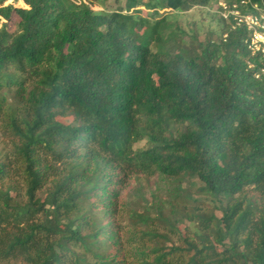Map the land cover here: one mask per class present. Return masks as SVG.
Masks as SVG:
<instances>
[{
    "label": "trees",
    "instance_id": "trees-1",
    "mask_svg": "<svg viewBox=\"0 0 264 264\" xmlns=\"http://www.w3.org/2000/svg\"><path fill=\"white\" fill-rule=\"evenodd\" d=\"M6 1L0 264H264L263 62L247 33L218 5L217 40L178 23L213 0ZM186 179L227 201L222 218L190 196L168 216L154 192L147 205L146 182Z\"/></svg>",
    "mask_w": 264,
    "mask_h": 264
},
{
    "label": "rangeland",
    "instance_id": "rangeland-1",
    "mask_svg": "<svg viewBox=\"0 0 264 264\" xmlns=\"http://www.w3.org/2000/svg\"><path fill=\"white\" fill-rule=\"evenodd\" d=\"M76 1L79 2L82 0ZM83 1L90 3L89 0ZM219 1L228 0H213L208 9L194 8L187 13H182L178 17V23L185 30L190 31L192 34H196L201 42L206 41L208 38L217 40L220 36V31L222 28L218 24L216 14L209 12V9L215 10L214 6H217ZM125 3V0H95V4L92 5V8L96 12H112L124 7ZM4 5H14L17 8L27 9V6L23 0H7ZM5 22L6 21L4 20H0V28ZM17 24L18 19L16 18L9 23V28L12 32L16 31ZM200 51L202 50L199 48V46L195 45L191 51V54L195 55ZM145 187L147 192V205L150 206L153 203L151 194L154 192L158 196V199L162 201L163 213L166 216L170 215V210L172 207L176 208L180 204L188 202V200L184 199V196H190L192 201L196 202V205L201 211L207 214H213L219 219L223 217L227 206L226 200H222L220 203L214 202L212 198L205 192L203 184L195 179H186L181 184H177L176 182L174 183L172 181L162 182L159 183L158 186L153 187H150V183L146 182ZM144 205L146 206V203ZM181 215L182 214L180 213L178 218L182 224H184L183 217ZM183 228L184 225H181V229Z\"/></svg>",
    "mask_w": 264,
    "mask_h": 264
},
{
    "label": "built area",
    "instance_id": "built-area-1",
    "mask_svg": "<svg viewBox=\"0 0 264 264\" xmlns=\"http://www.w3.org/2000/svg\"><path fill=\"white\" fill-rule=\"evenodd\" d=\"M218 5L225 21L231 22L233 19L232 29H243L247 33L244 45L253 57H259L262 60V67L257 78L264 77V7L260 8L259 5L252 4V0L219 1ZM227 36V34L224 35V38ZM248 64L250 68L255 67L252 62Z\"/></svg>",
    "mask_w": 264,
    "mask_h": 264
}]
</instances>
